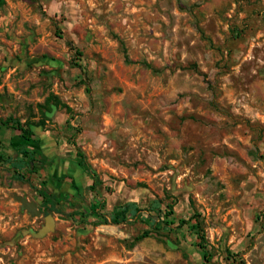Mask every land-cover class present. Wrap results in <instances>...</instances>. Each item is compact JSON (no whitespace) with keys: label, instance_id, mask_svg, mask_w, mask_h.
<instances>
[{"label":"rangeland","instance_id":"rangeland-1","mask_svg":"<svg viewBox=\"0 0 264 264\" xmlns=\"http://www.w3.org/2000/svg\"><path fill=\"white\" fill-rule=\"evenodd\" d=\"M0 154V264H264V0H3Z\"/></svg>","mask_w":264,"mask_h":264},{"label":"trees","instance_id":"trees-1","mask_svg":"<svg viewBox=\"0 0 264 264\" xmlns=\"http://www.w3.org/2000/svg\"><path fill=\"white\" fill-rule=\"evenodd\" d=\"M2 2H3V0H0V3H2ZM70 45L75 50V54L76 55H82V52L77 47L72 45V42H70ZM77 64H79V63H77ZM87 90L89 91L90 89L88 88ZM46 104H48V107H50L49 112H51L57 106V103L49 104L47 102ZM41 106L43 107V106H47V105H41ZM45 115H47V114H45ZM11 120H13V122H12L13 126L16 127L20 131V134H21V137H22L23 140H25V141L34 140V138L36 136V133L30 126L24 124L19 119H13L12 117L7 118L4 121V123L8 124V123L11 122ZM43 123H44V121H39L38 124L40 125V124H43ZM35 152L36 151H35L34 148L21 146V147H19L17 149V153L14 156L11 155L5 160H4V156L2 154H0V161H2V160L8 161V159L11 160L12 163L15 165V168L17 169L16 172H18V174H19L22 167H24L25 165L30 164L31 161L34 160ZM77 155L80 157L78 159L79 164L84 169L88 170L91 173H94L91 165H89L88 163L85 162V155L83 154V152L79 148H78V151H77ZM42 195L45 198L44 202H47L48 201L47 200L48 190L47 189H42ZM128 206L133 207V206H135V204L134 203H129ZM97 207H98L97 203L92 204V211L95 212ZM119 216H120V213L118 211L114 212V216H113L112 222H114V223L120 222L119 221L120 220ZM151 217L154 218L152 215H151ZM153 224L154 225L158 224L157 226H160V223H158L155 220V218L153 219ZM165 224H168V222L165 221ZM197 226L199 227V230L203 232V228L201 227L199 222H198ZM150 234H151L150 230H145V231H143L142 233H140L139 235H137L135 237V241L138 242V241L144 239L145 237L150 236ZM201 238H202V241H205V236L203 234H202ZM201 246L205 249V264H210L209 262H210V260L212 258V255H211L210 251L207 250V248H206L207 246L206 245L202 244Z\"/></svg>","mask_w":264,"mask_h":264},{"label":"water","instance_id":"water-1","mask_svg":"<svg viewBox=\"0 0 264 264\" xmlns=\"http://www.w3.org/2000/svg\"><path fill=\"white\" fill-rule=\"evenodd\" d=\"M16 198L20 202V207L22 210H27L32 215H39L42 213V209L35 200H29L26 196L16 195ZM55 228V220L52 214H47L45 216V224L36 232L34 235L43 237Z\"/></svg>","mask_w":264,"mask_h":264},{"label":"crops","instance_id":"crops-1","mask_svg":"<svg viewBox=\"0 0 264 264\" xmlns=\"http://www.w3.org/2000/svg\"><path fill=\"white\" fill-rule=\"evenodd\" d=\"M36 133V131H35ZM37 134V133H36ZM70 174L73 176L81 175L84 172V168L79 164L78 160H71L70 162ZM73 178V177H71Z\"/></svg>","mask_w":264,"mask_h":264}]
</instances>
